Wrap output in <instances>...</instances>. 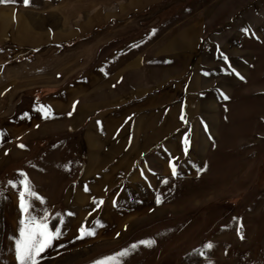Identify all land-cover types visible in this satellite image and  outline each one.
<instances>
[{
    "label": "rangeland",
    "instance_id": "obj_1",
    "mask_svg": "<svg viewBox=\"0 0 264 264\" xmlns=\"http://www.w3.org/2000/svg\"><path fill=\"white\" fill-rule=\"evenodd\" d=\"M163 91L177 127L138 130ZM22 173L61 232L39 264H264V0L0 3V264Z\"/></svg>",
    "mask_w": 264,
    "mask_h": 264
},
{
    "label": "snow or ice",
    "instance_id": "obj_2",
    "mask_svg": "<svg viewBox=\"0 0 264 264\" xmlns=\"http://www.w3.org/2000/svg\"><path fill=\"white\" fill-rule=\"evenodd\" d=\"M9 0H0V3H8ZM14 2V0H12ZM30 0H23V3L25 6L29 4ZM244 32H248L247 29L243 30ZM225 61H227V56L223 57ZM233 71H235L233 69ZM239 75V73H237ZM243 79V77H240ZM225 99H228L227 96L224 97ZM73 109H75V104L73 105ZM39 111L43 113L45 118H49L53 113L50 108V106H46L41 104L39 106ZM69 116L72 115V112L68 113ZM25 116H27V113H25ZM182 120L184 119V116L181 115L180 117ZM99 123V121L97 122ZM184 145H185V151H187V146L189 144V140L187 138V135H185L184 138ZM19 147L24 148V144H20ZM171 174L177 175V170L175 164H171ZM22 175H24L22 173ZM167 182L166 180L164 181ZM10 185L15 187V183L13 181L8 182ZM21 184V190L19 192V209L20 212L23 214L22 218L19 220V236L15 239V259L18 262V264H39V258L41 256V253L44 252V250L51 246L54 239H57L61 232L59 228H56L55 231L51 230L47 224L46 216L44 219H41L37 216L29 215L30 212V201L28 200V197H33L36 199L41 200L43 202V198L39 197L30 186V183L24 175V179L20 181ZM88 188L85 186V191H87ZM94 203L97 207H99L103 200H94ZM157 203H160L159 197H157ZM98 223V221H97ZM81 237L83 236H90L94 235V230L86 228L84 226H81L79 229ZM117 235H119L117 233ZM243 238V237H241ZM142 244H150L151 241H140ZM132 247H135V245H132ZM205 247H212V245L206 244ZM128 254V250L124 249L121 252L112 255V256H105L102 259H99L97 261H94V264H120L119 257L125 256Z\"/></svg>",
    "mask_w": 264,
    "mask_h": 264
},
{
    "label": "crops",
    "instance_id": "obj_3",
    "mask_svg": "<svg viewBox=\"0 0 264 264\" xmlns=\"http://www.w3.org/2000/svg\"><path fill=\"white\" fill-rule=\"evenodd\" d=\"M161 93H162V95L159 94L158 97H152V98H149L146 101L147 106H146L145 109H143V112L140 113V115H139L140 116L139 117V120H138L139 126H137L138 127V130H141L142 128L144 129L147 125H149L150 127H152L150 129H156V128H158L157 129V131H158L157 134H159L160 136H162V134L160 132L163 129V125H162V123L160 124V122L158 120V114H160V116H162V114H163V116H164L166 113L168 114V116H167L165 122L168 124V126L172 123L171 124V127L174 126L173 129H175L177 127V123L178 122H177V119L175 118L174 114H175L176 110H180V111L183 110V106L184 105L183 104H180V103H178V104L175 103L173 106L171 104L170 105L169 104L167 105V102L170 101L174 97V94H172L171 92H165V91H163ZM160 96H162V97L165 98L166 103L163 104V105H162V103H163L164 100L161 101L160 100ZM189 109H190V111H189V113H190L192 111V108L189 107ZM143 123L146 124L144 127H142V124ZM166 123H164V125ZM154 132L156 133L155 130H154ZM150 137H151V135H150ZM152 138H155V137L153 136ZM152 138L151 139H148V140L151 141ZM137 141L138 140H135L132 143V145H131L132 148L129 149L128 156H132L130 154L132 153V151H134L133 148L140 147L139 144L137 143ZM150 141L149 142L146 141L145 143H143V144H145L143 146L150 145L151 144ZM172 142H168V143L166 142L165 143V146L163 147V149L165 150V149H167L166 147H168L169 149H167V150L168 151H171V148L172 147H170V146H172V144H173ZM89 143H90V145H92L90 141H89ZM92 147H93V145H92ZM104 149H106V148H104ZM114 149H116V145H113L112 144L111 145V150H114ZM102 160H105V159H102ZM123 161L124 162H127L126 159H125V157H123ZM5 217L8 220V222L9 221L11 222V220L14 219L16 221V223L19 224V220L22 218V213L20 212L19 204H16L15 205L14 212L12 211L11 207L8 208L7 211H6ZM49 252H50V247H48V248H46L44 250V253L45 254H48Z\"/></svg>",
    "mask_w": 264,
    "mask_h": 264
}]
</instances>
